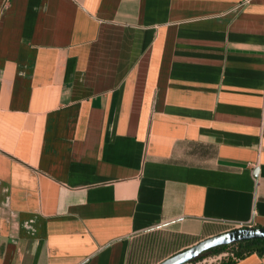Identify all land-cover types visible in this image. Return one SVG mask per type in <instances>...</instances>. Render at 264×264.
Returning a JSON list of instances; mask_svg holds the SVG:
<instances>
[{
    "label": "crops",
    "instance_id": "obj_1",
    "mask_svg": "<svg viewBox=\"0 0 264 264\" xmlns=\"http://www.w3.org/2000/svg\"><path fill=\"white\" fill-rule=\"evenodd\" d=\"M235 225L264 228V0H0V264Z\"/></svg>",
    "mask_w": 264,
    "mask_h": 264
},
{
    "label": "water",
    "instance_id": "obj_2",
    "mask_svg": "<svg viewBox=\"0 0 264 264\" xmlns=\"http://www.w3.org/2000/svg\"><path fill=\"white\" fill-rule=\"evenodd\" d=\"M264 240V228L245 227L233 229L204 239L189 249L181 251L160 264H188L201 254L222 246H230L247 240Z\"/></svg>",
    "mask_w": 264,
    "mask_h": 264
},
{
    "label": "trees",
    "instance_id": "obj_3",
    "mask_svg": "<svg viewBox=\"0 0 264 264\" xmlns=\"http://www.w3.org/2000/svg\"><path fill=\"white\" fill-rule=\"evenodd\" d=\"M229 250L232 257L223 260L220 264H232L250 254L264 255V240H247L235 243L230 246H222L207 251L211 255H218ZM199 259V257L197 258ZM195 259V260H197ZM193 260V261H195ZM192 261V262H193Z\"/></svg>",
    "mask_w": 264,
    "mask_h": 264
},
{
    "label": "built area",
    "instance_id": "obj_4",
    "mask_svg": "<svg viewBox=\"0 0 264 264\" xmlns=\"http://www.w3.org/2000/svg\"><path fill=\"white\" fill-rule=\"evenodd\" d=\"M245 227H252V226L251 225H235L229 230L241 229V228H245ZM211 256L212 257H209L207 259L205 258L201 262L196 263V264H220L223 260L227 259L228 256L232 257V254H230L228 252H224V253H221L218 255H211Z\"/></svg>",
    "mask_w": 264,
    "mask_h": 264
},
{
    "label": "rangeland",
    "instance_id": "obj_5",
    "mask_svg": "<svg viewBox=\"0 0 264 264\" xmlns=\"http://www.w3.org/2000/svg\"><path fill=\"white\" fill-rule=\"evenodd\" d=\"M226 252H230L229 250H227ZM209 257H212L211 256V254L210 253H207V252H205V253H203V254H201L200 256H199V259H197V260H195V261H193V262H190V264H196V263H199V262H201L203 259H207V258H209ZM230 256H228V258H229ZM189 264V263H188Z\"/></svg>",
    "mask_w": 264,
    "mask_h": 264
}]
</instances>
